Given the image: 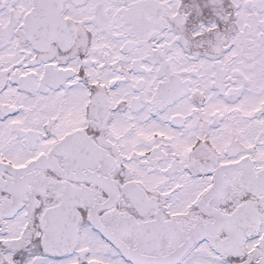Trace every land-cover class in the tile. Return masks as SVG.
Segmentation results:
<instances>
[{"label": "snow or ice", "instance_id": "1", "mask_svg": "<svg viewBox=\"0 0 264 264\" xmlns=\"http://www.w3.org/2000/svg\"><path fill=\"white\" fill-rule=\"evenodd\" d=\"M0 264H264V0H0Z\"/></svg>", "mask_w": 264, "mask_h": 264}]
</instances>
